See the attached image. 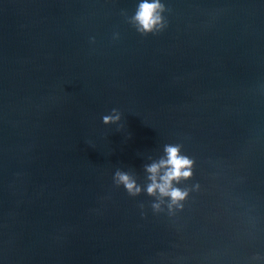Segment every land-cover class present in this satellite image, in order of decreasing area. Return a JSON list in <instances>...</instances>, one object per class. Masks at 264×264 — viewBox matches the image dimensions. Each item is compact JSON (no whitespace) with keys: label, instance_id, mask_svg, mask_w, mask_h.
<instances>
[{"label":"water","instance_id":"1","mask_svg":"<svg viewBox=\"0 0 264 264\" xmlns=\"http://www.w3.org/2000/svg\"><path fill=\"white\" fill-rule=\"evenodd\" d=\"M141 2L0 0V264H264V0Z\"/></svg>","mask_w":264,"mask_h":264},{"label":"clouds","instance_id":"2","mask_svg":"<svg viewBox=\"0 0 264 264\" xmlns=\"http://www.w3.org/2000/svg\"><path fill=\"white\" fill-rule=\"evenodd\" d=\"M160 5L156 0H142L138 6V10L135 15V19L142 26L144 30H150L154 23L159 19L155 14V10ZM104 122L109 121V117H104ZM166 159H161L159 162H154L147 166V171L150 173L149 179L151 183L147 186V192L153 193L158 191L162 196L167 195L175 203L177 200L182 199L185 195L181 190L172 187L171 182L178 180L181 177H188L190 173L189 166L191 161L178 154V147L173 145L165 146ZM163 169L162 174L160 170ZM120 181H122L128 189H133L134 182L130 180L127 174L118 173ZM159 176V179L157 177ZM139 190L138 188L136 189Z\"/></svg>","mask_w":264,"mask_h":264}]
</instances>
